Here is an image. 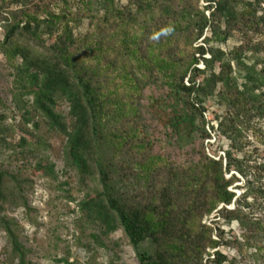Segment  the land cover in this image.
I'll return each instance as SVG.
<instances>
[{
    "label": "trees",
    "instance_id": "16d2710c",
    "mask_svg": "<svg viewBox=\"0 0 264 264\" xmlns=\"http://www.w3.org/2000/svg\"><path fill=\"white\" fill-rule=\"evenodd\" d=\"M205 1L208 18L203 15L196 19L192 26L194 39L186 40L182 48L172 51L163 47L170 40L166 41L157 28L155 38L159 53L153 56L152 47L143 48L140 41L148 37L145 30L148 18L159 9L163 21L167 16L171 17L172 25L179 23L172 18L173 13L170 15V5H162L159 0H139L134 4V12L130 4L120 9L115 0H61L58 11L49 9L51 1L48 0H0L3 27L0 54L13 69L16 90L13 100L23 109L25 119L19 146L27 144L26 134L29 133L35 145L38 143L27 124L32 123L34 130H38L39 116L49 130L62 135L69 164L82 175L97 176L102 186L96 195L84 197L78 204L79 209L103 226V234L120 226L140 264H201L204 254L210 256L207 248L218 241L205 239L207 230L200 221L218 201L226 205L232 202L234 193L227 189L231 181L225 180L223 169L229 171L233 166L243 171L242 161L230 152L225 155L224 166L222 157L215 160L203 149L195 160L197 163L188 169L168 167L160 156H149L148 160V153L151 155L157 143L152 127L145 123L123 127L128 115L136 116L133 103L127 100H132L131 95L138 90L137 76L160 74L165 82L151 106L165 138L180 151L194 145L197 139H201V143L209 138L204 104L216 91L227 109L236 114H231L235 119L238 113L247 116L244 109L248 107L262 111L258 95L252 92V96L247 97L249 93L239 89L232 77L230 60L223 59L224 52L205 46L209 41H226L240 24L256 26L255 4H260L261 0L245 1L242 7V0ZM11 5H15L14 10ZM2 11H7V15ZM86 19L87 28L82 33L79 26ZM103 26H110L108 38ZM206 27L210 28V37L203 38V45L192 47L191 42L200 38ZM106 40L110 43L107 49ZM164 50L167 53L164 54ZM146 59L152 60V66ZM130 61L137 64L133 62V68L126 70ZM200 62L203 68L198 67ZM140 64L147 73H141ZM217 64L219 71L215 70ZM118 87L124 89L121 96L125 103L118 97ZM254 88L257 86L251 91ZM24 96L31 100L23 101ZM61 102L68 104L67 115L58 110ZM117 122L121 126H114ZM233 129L239 132L236 126ZM223 133L227 134L228 129ZM104 144H108L113 160L120 157L123 165L134 164L144 179H151L158 168L166 167V182L161 191L146 201L140 196L129 199L119 194L111 182L113 160L102 155ZM47 160L42 158L36 162L34 173L54 175V163ZM262 167L264 169V165ZM11 182L17 184V178L0 167L1 202L13 195ZM224 210L228 221L238 220L251 234L254 229L262 228L250 222L241 209ZM0 225L7 234L13 256L18 258L19 264H27L26 249L15 230L17 223L3 215ZM144 242L150 244L149 251L140 249ZM59 261L68 263L66 259ZM225 261L226 256L215 250L205 264H224Z\"/></svg>",
    "mask_w": 264,
    "mask_h": 264
},
{
    "label": "rangeland",
    "instance_id": "374dc122",
    "mask_svg": "<svg viewBox=\"0 0 264 264\" xmlns=\"http://www.w3.org/2000/svg\"><path fill=\"white\" fill-rule=\"evenodd\" d=\"M48 1H51L49 9L54 11H58V7L62 5L61 0ZM138 1L115 0V4L120 9L130 4L131 12H134V4ZM159 1L162 5H170V15L173 13L172 18L177 19L179 23L172 25L171 17L167 16H164L163 21L159 9L148 18L149 22L145 25L148 37L140 41L141 47L145 48L146 45L152 47L153 56L159 53L156 45L157 38H155L158 36L155 31L157 28L163 32L166 41L170 40L163 47L173 51L182 48L186 40L194 39L192 26L195 25L196 19L203 15L208 18L209 14L205 0ZM242 1L240 7L249 0ZM14 7L15 5H11V9L14 10ZM255 8L257 9L255 15L257 22H254L256 26L240 24L239 29H234L226 41H209V43L203 40L210 37V28L206 27L203 35L192 41L191 46L203 45L205 42L206 47L223 51V59L230 60L232 77L236 80L239 89L249 93L247 97L249 95L251 97L252 92L258 95L257 99L260 101L258 104L262 111L248 107L244 109L247 111V116L238 113L235 119L231 114L233 116L236 114L227 109L225 101L217 95L216 91L215 95L204 104V120L209 138H205L201 143V139H197L194 145L180 151L165 138L164 129L159 124L151 106L153 99L159 95L160 88L165 83L160 74L150 76L147 73L148 70L144 71L143 65L140 64L141 73H147V75L137 76L135 85L138 90L131 95L132 100H127V103H133L136 116L128 115L129 119H126L123 127L129 128L145 123L152 127L157 137L153 152L151 155L148 153V160L149 156H160L168 167L181 166L188 169L195 165L193 163H197L203 149L208 157L215 160L222 157L223 166L227 152L233 153L242 161L243 172L237 171L233 166L229 171L223 169L225 180L231 181L227 189L234 193L232 202L226 205L218 201L215 208L204 215L200 221L207 230L205 239L209 237L218 241L207 248L206 252L210 256L204 254L201 264H205L208 257L212 258L215 250L226 256L224 264H264V169L262 167L264 165V19L261 18L264 17V0H261L260 4H255ZM2 12L3 15L8 13ZM87 23L86 19L80 24L79 29L82 33L85 32ZM109 28L110 26H103V33L107 35ZM2 38L3 27L0 24V41ZM109 46L110 43L106 40V49ZM165 53L167 51L164 50ZM237 55H239L238 58ZM206 56L209 57L210 54ZM151 61L146 59L145 62L151 65ZM133 62L127 63L126 70H130L131 66L133 68ZM198 67L203 68V63L200 62ZM215 70H220L218 64ZM12 71L13 69L0 54V167L9 174H13L18 181L17 184L14 182L9 184L13 195L4 202L0 201V217L5 215L17 223L15 230L26 249V263L140 264L135 249L120 226L108 234H103V226L90 219L86 211L79 209V202L87 195L99 193L102 186L97 176L82 175L69 164L65 138L62 135L49 130L39 116L37 117L38 130H34L32 123L27 124L28 131L36 135L38 143L35 145L36 141L29 133L26 134L27 144L19 146L22 131L25 130V119L22 117L23 109L18 108L13 100L16 90ZM127 82L130 86V81ZM254 85L257 88L251 91ZM118 89V97L122 99L124 89L122 87ZM29 100L31 97L24 96L23 101ZM121 103H125L124 98ZM68 109L66 102L59 103L58 110L63 115H67ZM114 126H121V124L117 122ZM233 126H236L239 132L234 131ZM224 129H228L227 134L223 133ZM165 141L168 144L164 143ZM102 155L113 160L108 144L103 145ZM42 158H47V161L54 163V175L34 173L35 163ZM113 164L112 185L119 194H125L129 196V199L140 196L139 198L146 201L156 196L166 182V167L158 168L151 179L149 177L144 179L134 164L130 163L129 167L123 165L120 157H116ZM225 208L241 209L250 222H255L262 228H258L257 231L254 229L253 234L247 232L238 220L226 219ZM140 249L149 251L151 247L148 242H144ZM60 259H66L68 263L59 261ZM0 264H19L18 258L11 252L9 239L1 225Z\"/></svg>",
    "mask_w": 264,
    "mask_h": 264
}]
</instances>
